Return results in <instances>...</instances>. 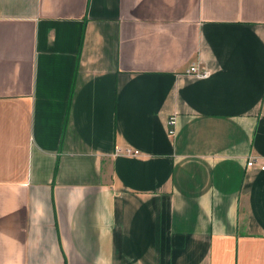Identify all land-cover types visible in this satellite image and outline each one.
Here are the masks:
<instances>
[{
  "label": "crops",
  "instance_id": "crops-1",
  "mask_svg": "<svg viewBox=\"0 0 264 264\" xmlns=\"http://www.w3.org/2000/svg\"><path fill=\"white\" fill-rule=\"evenodd\" d=\"M260 166L264 0H0V264H264Z\"/></svg>",
  "mask_w": 264,
  "mask_h": 264
},
{
  "label": "built area",
  "instance_id": "built-area-1",
  "mask_svg": "<svg viewBox=\"0 0 264 264\" xmlns=\"http://www.w3.org/2000/svg\"><path fill=\"white\" fill-rule=\"evenodd\" d=\"M188 72H194L196 75H199V76H205L206 73L205 72H196V69L194 67H190ZM173 125H174V120H173V117H170L167 119V133L169 135L173 134ZM114 153L116 154H126V155H135L137 153V150H132L130 148H123V149H119V148H115L114 149ZM252 160L249 159L247 162H246V165L247 166H250L252 165ZM264 167L263 166H260L259 169H263Z\"/></svg>",
  "mask_w": 264,
  "mask_h": 264
},
{
  "label": "trees",
  "instance_id": "trees-1",
  "mask_svg": "<svg viewBox=\"0 0 264 264\" xmlns=\"http://www.w3.org/2000/svg\"><path fill=\"white\" fill-rule=\"evenodd\" d=\"M81 42H82V34H81L80 37H79V41H78V50H79V48H80V46H81ZM77 58H78V53H77Z\"/></svg>",
  "mask_w": 264,
  "mask_h": 264
}]
</instances>
